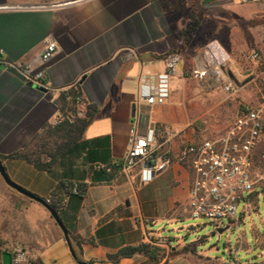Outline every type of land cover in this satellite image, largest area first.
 <instances>
[{
    "label": "crops",
    "instance_id": "1",
    "mask_svg": "<svg viewBox=\"0 0 264 264\" xmlns=\"http://www.w3.org/2000/svg\"><path fill=\"white\" fill-rule=\"evenodd\" d=\"M197 10L212 27H232L264 17V2L0 0V51L10 61L44 69L47 83L30 87L0 69V160L14 184L44 201L58 202V215L85 262L192 264L202 255L195 247L198 240L178 237L173 247L172 238L163 236L166 231L197 230L187 224L192 175L188 165L178 160L180 150L220 138L230 128L202 121L201 87L209 81L186 75L209 43L201 45L192 29L181 36ZM48 39L56 42L57 50L42 67L36 61ZM172 52L181 56L178 75L170 81L166 104L154 107L150 117L160 127L157 140L169 167L145 184L136 172L97 169L122 160L134 127L146 125L148 118L136 106L138 94L142 88L154 89ZM233 69L234 75L249 77ZM89 107H95V117L73 140L67 135L69 125L84 118ZM232 109L237 116L240 109L235 105ZM61 148L52 171L10 157L27 152L47 162ZM62 183L79 184L83 195L59 190ZM0 243L8 251L14 246L26 248L30 264H77L48 210L11 188L1 174ZM141 244H149L158 256L135 255L117 263L108 259L125 247Z\"/></svg>",
    "mask_w": 264,
    "mask_h": 264
},
{
    "label": "built area",
    "instance_id": "2",
    "mask_svg": "<svg viewBox=\"0 0 264 264\" xmlns=\"http://www.w3.org/2000/svg\"><path fill=\"white\" fill-rule=\"evenodd\" d=\"M56 50V42L46 40L36 62L45 67L54 57ZM258 58L257 52L250 56L252 61ZM180 60L179 53H170L165 59L164 70L156 77L154 89L140 90L136 106L140 113L148 118L147 123L143 129L134 127L125 157L114 163L120 169L136 172L142 184L152 181L157 174L169 167V160L160 151L162 146L157 140L160 127L151 123L150 117L154 107L162 106L168 101L170 81L178 75ZM1 66L14 70L26 83L47 86L44 69L36 70L31 65L10 61L4 57L2 51ZM230 71L235 72L230 66L229 54L218 41H211L197 58L195 69L186 75L199 81L208 80L212 86L232 97L248 82H245V79L236 81L230 76ZM253 81L255 78L250 82ZM262 83L263 90L257 104L243 105L224 136L188 145L180 150L178 160L188 165L192 175L188 195L191 218H205L216 226L221 225L223 221L233 225L237 222L238 206L242 201L249 203L250 196L257 193V189L264 195V173L256 174L258 163L264 165V79ZM76 101L79 102L80 99L76 98ZM96 167L99 170L105 168L108 172L112 171L111 166ZM80 193V185L72 184L70 194ZM47 203H51V199H48ZM244 212L245 209L242 214ZM7 251V246L0 243V253L11 254L12 264H30V253L26 248L14 246ZM226 264L242 263L235 258Z\"/></svg>",
    "mask_w": 264,
    "mask_h": 264
},
{
    "label": "rangeland",
    "instance_id": "3",
    "mask_svg": "<svg viewBox=\"0 0 264 264\" xmlns=\"http://www.w3.org/2000/svg\"><path fill=\"white\" fill-rule=\"evenodd\" d=\"M174 4L177 5V2ZM185 10L186 13L191 14L188 8ZM199 12L197 10L196 17L191 18L190 24L188 21L181 36H187L189 30L192 29L201 45L212 40H219L230 56V66L240 71L242 76L249 75V77L240 78L238 74L234 75L235 72L230 71L232 78L237 77L234 78L236 81L240 82L245 79V82H248L244 89L232 97L222 93L210 82L201 87L203 92L200 102L205 111L202 121L218 122L221 124L220 127L225 129L229 125L231 126L235 120L236 113L232 109L233 105L240 109V103L245 102V105L253 106L259 101L264 79V25L250 26L248 22L241 25L234 24L232 27H212L208 21L199 17ZM256 52L259 54V58L255 61L250 60V56ZM254 78L255 81L250 82ZM258 166L256 174L264 173V165L258 163ZM243 209L245 212L242 214ZM187 224L197 228L195 233L187 230L166 231L163 236L172 238L170 244L173 247H175L178 237L183 241L198 240L195 247L202 255L196 256L191 261L192 264H226L235 258L242 264L264 262V195L260 189L250 196L249 203L242 201L239 204L237 222L233 225L223 221L221 225L216 226L205 218L193 219L191 217ZM227 227L228 229L223 232L217 231V229Z\"/></svg>",
    "mask_w": 264,
    "mask_h": 264
},
{
    "label": "trees",
    "instance_id": "4",
    "mask_svg": "<svg viewBox=\"0 0 264 264\" xmlns=\"http://www.w3.org/2000/svg\"><path fill=\"white\" fill-rule=\"evenodd\" d=\"M250 26H257V25H264V17H258L256 19H252L249 21ZM69 94L75 99L77 97V94L74 91H70ZM96 109L95 107H89L86 115L84 118H76L74 123L70 124V130L67 133V135L72 138L73 140L77 139L82 135V133L86 130L88 125L91 123L93 118L95 117ZM63 153V149H57L54 153L50 154V160L47 162H43L39 158H34L31 156V154L24 152V153H16L10 157H17V158H23L26 161L32 163L36 168L39 170H45V171H52V169L56 166L60 156ZM112 170L119 169L120 167L117 165L111 166ZM59 190L66 189L67 193L70 194L71 185H67L65 183H62L58 187ZM80 195H83L84 190L80 187ZM254 197V196H253ZM58 200V199H57ZM47 202V201H46ZM51 207H53L56 211L58 210V202H51L48 203ZM74 250L77 255V264L78 262H84L86 264H91L90 262H85L83 260L82 250L77 245H75ZM76 248V249H75ZM135 255H143L150 258H156L158 255L155 251L151 249V246L149 244H141L138 246H130L125 247L118 251L114 255H109L108 259L109 261L113 263L119 262L122 258L126 257H133Z\"/></svg>",
    "mask_w": 264,
    "mask_h": 264
},
{
    "label": "water",
    "instance_id": "5",
    "mask_svg": "<svg viewBox=\"0 0 264 264\" xmlns=\"http://www.w3.org/2000/svg\"><path fill=\"white\" fill-rule=\"evenodd\" d=\"M0 69L2 70H6L10 73H12L13 75H15L16 77L20 78L21 80L24 81V79L18 74L16 73L14 70H11V69H5V67L1 66ZM28 86L32 87L33 85L31 83H27ZM42 90V89H41ZM0 174L2 175L4 181L13 189H15L16 191H18L19 193H21L22 195L40 203L41 205H43L47 210L48 212L50 213V215L52 216V218L54 219V221L56 222V224L58 225V227L60 228V230L62 231L63 233V236L65 238V241L68 245V248H69V251H70V254L71 256L73 257V259L75 261H77V255H76V252L74 250V247L72 245V242H71V239H70V235L67 231V229L65 228L62 220L60 219L59 215H58V212L53 208L51 207L46 201H44L43 199H40L38 197H35L34 195L26 192L25 190H23L22 188H20L19 186H17L16 184H14L10 179L9 177L7 176L6 174V171L4 169V166H3V163L2 161L0 160ZM228 229L227 228H223V229H217L218 232H223L224 230ZM2 264H12V257H11V254L9 253H3L2 254ZM78 264H86L84 262H78Z\"/></svg>",
    "mask_w": 264,
    "mask_h": 264
}]
</instances>
